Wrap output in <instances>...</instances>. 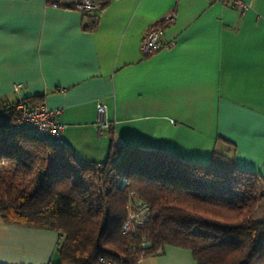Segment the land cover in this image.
Masks as SVG:
<instances>
[{"label":"crops","instance_id":"obj_1","mask_svg":"<svg viewBox=\"0 0 264 264\" xmlns=\"http://www.w3.org/2000/svg\"><path fill=\"white\" fill-rule=\"evenodd\" d=\"M246 1L241 12L220 0H94L83 13L66 0H0V103L59 108L63 144L83 164L104 162L114 143L200 164L216 153L264 180V0ZM154 24L161 46L145 55ZM59 242L54 230L0 221V264L55 263ZM139 264L196 262L165 246Z\"/></svg>","mask_w":264,"mask_h":264},{"label":"trees","instance_id":"obj_2","mask_svg":"<svg viewBox=\"0 0 264 264\" xmlns=\"http://www.w3.org/2000/svg\"><path fill=\"white\" fill-rule=\"evenodd\" d=\"M0 108V221L59 233L57 262L49 264H101L100 256L139 264L165 246L190 250L196 264H264V218L254 217L264 180L233 159L213 153L200 164L111 143L104 162L83 164L63 143L17 128L13 104ZM131 190L151 211L143 227L122 234Z\"/></svg>","mask_w":264,"mask_h":264},{"label":"built area","instance_id":"obj_3","mask_svg":"<svg viewBox=\"0 0 264 264\" xmlns=\"http://www.w3.org/2000/svg\"><path fill=\"white\" fill-rule=\"evenodd\" d=\"M49 5L59 6L61 0H47ZM222 3L236 7L241 12H244L251 7V3L246 0H220ZM66 5H69L83 13H88L96 8L94 0H66ZM174 19V13L169 12L163 17L166 23ZM160 24L150 26L145 32L142 42L141 50L145 55H151L157 51L160 46L159 32ZM22 88L21 82H15L12 85L13 91H18ZM13 107L17 112L18 120L15 126L20 129L29 131L44 143H63V125L59 121L60 109L48 107L45 103L30 104L24 98H18L13 103ZM105 104L102 101L96 103L97 114V129L99 131L107 130L110 125L105 119ZM124 178L120 179L119 184L124 186L126 184ZM103 186L99 187V193H103ZM126 215L121 227L122 234H131L137 229L143 227L149 219L150 206L141 198L136 191H129L125 204ZM149 241H144L142 247L149 246ZM134 249V246L131 247ZM141 254L144 252L141 251ZM101 264H116L110 259L103 256L99 257Z\"/></svg>","mask_w":264,"mask_h":264},{"label":"rangeland","instance_id":"obj_4","mask_svg":"<svg viewBox=\"0 0 264 264\" xmlns=\"http://www.w3.org/2000/svg\"><path fill=\"white\" fill-rule=\"evenodd\" d=\"M125 215H126V209H125ZM254 217L257 218V219L264 218V197H262V199L260 200V203H259V205L257 206V208L255 210ZM144 241H147V240H144ZM142 243H141V245H142Z\"/></svg>","mask_w":264,"mask_h":264}]
</instances>
